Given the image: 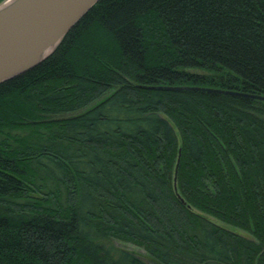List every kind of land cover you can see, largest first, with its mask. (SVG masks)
Segmentation results:
<instances>
[{
  "label": "trees",
  "instance_id": "obj_1",
  "mask_svg": "<svg viewBox=\"0 0 264 264\" xmlns=\"http://www.w3.org/2000/svg\"><path fill=\"white\" fill-rule=\"evenodd\" d=\"M161 87L264 96V0H99L1 83L0 264H264V101Z\"/></svg>",
  "mask_w": 264,
  "mask_h": 264
},
{
  "label": "water",
  "instance_id": "obj_2",
  "mask_svg": "<svg viewBox=\"0 0 264 264\" xmlns=\"http://www.w3.org/2000/svg\"><path fill=\"white\" fill-rule=\"evenodd\" d=\"M99 0H5L0 4V84L39 65ZM201 91L264 101V96L201 87Z\"/></svg>",
  "mask_w": 264,
  "mask_h": 264
},
{
  "label": "rangeland",
  "instance_id": "obj_3",
  "mask_svg": "<svg viewBox=\"0 0 264 264\" xmlns=\"http://www.w3.org/2000/svg\"><path fill=\"white\" fill-rule=\"evenodd\" d=\"M3 1H5V0H3ZM0 4H1V2H0ZM238 232L243 234V235H246L245 233H243L241 231H238ZM114 245L116 247H118V248H121V249L127 250L129 252H132L133 254H135L136 256L141 258L142 260L146 261L148 264H156V263L152 262L149 259V257L146 256L145 251L143 249H141V248H138V247L130 245V244H123V243H120V242H114Z\"/></svg>",
  "mask_w": 264,
  "mask_h": 264
}]
</instances>
